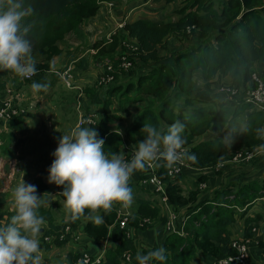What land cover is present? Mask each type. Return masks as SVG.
<instances>
[{
  "label": "trees",
  "instance_id": "trees-1",
  "mask_svg": "<svg viewBox=\"0 0 264 264\" xmlns=\"http://www.w3.org/2000/svg\"><path fill=\"white\" fill-rule=\"evenodd\" d=\"M99 1L28 0L34 10V14L29 17V20L34 22L31 34L33 55L46 59L57 55L56 46L63 35L74 30L83 20L94 17L99 10ZM187 1H190L192 7L201 8L198 12L182 11L176 22L145 19L125 22L122 28L117 29L114 37L107 41L98 40L91 45L97 50V54L91 57L96 61L107 58L114 67V81L105 88L91 91V96L95 98L94 104H100L99 97L104 94L107 102L116 99L119 104L122 99L128 98L130 103L122 108L119 105V111L137 106L134 108L136 113L132 123L122 137L115 132L120 127L116 126L113 131L108 126L109 122L118 121V117H110L107 114L106 104L103 106L101 117L95 122L96 125L88 126L94 128L98 138L104 140L106 154H118L123 140L135 150V144L144 139V134L141 133L144 123L166 129L177 119L185 125L184 147L189 149V154L194 153L198 160L197 163L186 160V164L197 171L215 168L218 164L230 161L239 150L253 151L256 146L264 147V111H252V105L246 103L242 95L228 99L216 91L220 76L227 78L228 84L241 90L254 87L251 82L253 73H257L264 81V0H222L218 12L211 10L215 0ZM176 32L177 35L173 38L179 41L194 35L198 40L173 55L170 64H163L158 55V48H161L171 33ZM123 44L136 47L130 74L136 66H148L150 63L158 65L120 84L118 77L123 74L119 70V58L125 50ZM121 49L123 51L117 55ZM84 61L79 63V67ZM41 67L43 66L38 65L37 69ZM195 71L201 73L202 86H197L194 82ZM148 98L151 101L145 103ZM233 99H240V103L234 102ZM177 100H181V105L190 107L191 111L186 114L177 112ZM245 113L248 115L244 126L238 130L236 118ZM221 131L238 132V140L230 149L217 147L221 144L218 138L203 140L192 146V142L205 133ZM45 175L48 177V172ZM156 176L166 184L164 192L169 207L176 212L184 209L185 214L182 233H171L164 240L163 247L166 249L167 259L163 262L153 260L150 264H207L235 255L234 250L230 248L233 238L230 227L258 200L264 198V176L238 185L228 184L222 189L213 190L210 196L203 198H198L196 191L200 183L208 181L207 176L203 174L197 177L196 188L187 194H183L175 180L166 175L164 166L157 167ZM32 185L36 186L38 195L46 193L47 185L42 184L40 179L34 180ZM55 188L58 192L63 191V186ZM4 197L3 194L0 195V222L14 214V210L10 211L6 207ZM60 198L64 200V197ZM147 204L143 200L140 202L138 215L156 216L155 211L145 207ZM38 213L45 218L49 226L44 229L43 235L58 234L65 226L77 230L82 223L83 232L93 246L101 247L109 240L114 247L106 251L99 264H121L122 256L126 253L131 254L134 263H138L137 253L146 255L150 251L137 252L134 238L127 236L131 229H139L140 220L136 215L129 216L127 228L122 230L116 224V214L112 210L105 213L100 209L92 213L85 209V214L80 218L72 220L69 214L68 219L62 220L58 225L49 212L38 209ZM88 215H100L104 223L95 225L85 218ZM251 222L248 219L244 221L243 240H251L253 237L254 226L250 225ZM80 256L82 255L67 254L65 263L71 264ZM94 260L93 257L89 258L91 263Z\"/></svg>",
  "mask_w": 264,
  "mask_h": 264
},
{
  "label": "crops",
  "instance_id": "crops-1",
  "mask_svg": "<svg viewBox=\"0 0 264 264\" xmlns=\"http://www.w3.org/2000/svg\"><path fill=\"white\" fill-rule=\"evenodd\" d=\"M143 1L145 3L143 2L141 6H132L128 9L125 7L126 0H100L99 10L94 17L83 20L74 30L63 35L56 46L58 50L57 55L49 59L34 55L37 60V66L41 65L43 67L38 69L36 77L31 81H23L11 71H1L0 104L4 101L11 100V103L15 105L19 113L9 120L0 119V195L3 194L5 196L6 207L10 211L14 210L11 192L22 178L28 184H32L34 180L40 179L42 184L48 185V177L42 173L46 170L43 171L44 165L40 164L43 162L41 158V150L44 141L43 136L50 139L46 145L50 147L53 146L55 151L61 135L70 134L78 125L81 117H89L96 122L97 117H100L102 113L101 104H94L95 98L93 99L91 96V91L95 92L98 90L96 81L98 76L103 73V68H101L99 61H96L93 57L88 55L87 50L91 45L98 40L107 41L114 37L118 32L116 23L123 20V18L126 23L138 19L174 22L173 19L168 20L166 18L168 15L166 13V8L161 6L163 0ZM149 3H153L154 6L147 7L146 5ZM120 13L123 15L122 18L118 17ZM81 61L84 62L82 66L79 67ZM57 63L59 67H56ZM64 71H68L70 74L68 79L70 88L65 85L60 77V74ZM193 78L197 86H202L203 82L200 71H195ZM224 79L225 83H229L227 78ZM33 81L47 83V91H32L30 86ZM101 90L103 91L105 89ZM54 94H58L59 98H57L56 95L53 96ZM52 97H54V99H52ZM101 97H103V94ZM147 101L151 100L148 98L145 103H147ZM59 103L61 106L68 104L70 110L72 109V123L70 122L67 127H64L65 129L58 127L56 122V117L58 115L54 106ZM96 107L97 109H95ZM131 109H133L134 112L129 118L130 123L126 124H129V127L136 113L134 108ZM99 110H101V113H99ZM261 110L264 111V107L261 108ZM87 113L93 116H83ZM247 115L248 113H245L242 116L246 117ZM31 120H34V122ZM119 125L120 123L117 124V126ZM124 128H119V130L115 132H117V134L118 132H122V135L119 134L120 137H122L126 130ZM29 141L34 142L33 149H29L30 145L27 143ZM128 147L131 152L128 160L130 161L134 149L131 145H128ZM186 150L188 152L189 149L187 148ZM252 152L254 156L259 153L258 151ZM52 158V160H54V157ZM52 160L50 163L53 162ZM27 164L31 166L30 169L27 167ZM163 165L166 166L165 162ZM263 167L264 163L262 169ZM213 169L215 168H211L209 171H213ZM203 171L199 172L196 169L185 166L182 173L172 179H177L175 183L179 185L183 191L185 188L179 183L182 181V178L188 177L195 180L201 174L208 176V174H204ZM151 175L152 172L148 168L144 171H134L129 180L130 188L133 190V203L127 207L119 203L113 204L115 208L126 209L130 216L136 215L140 220L139 229H131V231H128L129 238H134L137 252L142 250L151 251L163 247L165 238L170 234L166 228L168 222L167 218L170 212H173L178 217V220L176 219L173 221L174 229L176 226L179 228L181 225L180 221L185 214L184 209L176 212L172 208L163 207L160 195L155 191L154 186L140 183L141 180L147 179L151 177ZM242 175L250 178V180H254L263 177L264 170H261V167H255L251 170L243 171ZM192 183L195 184V182ZM206 184L209 185V187L213 185L209 180ZM42 199H44L43 196ZM142 200L148 203L145 207L155 211L156 216L138 215V209ZM68 217L69 215L64 220L66 221ZM246 219L251 220L252 222L250 225L254 226L253 237L249 240L248 244L250 259L247 264H264V198L258 200L242 217L240 216L238 220L231 225L230 228L233 233L232 240H243L244 221ZM143 220H148L149 222L143 224ZM55 224L58 225L56 221ZM48 228L49 226L45 222L44 225H42L40 234L37 236L38 241L40 240L42 245H47L46 248L54 251L57 250L58 246H52L47 243H45V245L42 243L44 229ZM75 231L78 233L79 239L76 242L69 241L64 243L62 248L57 250L58 253L56 252V254H60L61 250H64V253L67 254L73 253L78 255L85 253L89 255V257L95 256V260L92 264H99L106 251L114 247L109 240L105 241L101 247L93 246L83 232L82 223ZM181 232L182 229L180 226V232L178 233L180 234ZM41 244H39L40 249L43 248ZM89 244H91V247L88 249ZM131 263L134 264L133 258H131Z\"/></svg>",
  "mask_w": 264,
  "mask_h": 264
},
{
  "label": "clouds",
  "instance_id": "clouds-1",
  "mask_svg": "<svg viewBox=\"0 0 264 264\" xmlns=\"http://www.w3.org/2000/svg\"><path fill=\"white\" fill-rule=\"evenodd\" d=\"M33 14L28 0H0V71H11L22 79H31L38 72L31 36L34 22L29 20ZM30 87L34 92L47 91L48 84L33 81ZM88 125L92 124L81 121L70 134L61 135L48 169V183L63 186L58 195L64 197L63 206L72 220L83 216L85 209L92 213L103 209L107 213L114 203L130 206L133 190L129 180L134 171H144L161 160L168 168L183 164L185 159L198 162L194 153L189 154L184 149L185 125L179 119L166 129L144 123L141 129L144 139L135 144L130 161L121 154H106L104 140L98 138V133ZM118 134L122 135V132ZM234 143L233 134L228 132L217 147L230 149ZM43 195H38L36 186L26 183L23 178L12 190L14 214L0 222V264H41L36 237L45 223V218L38 213V209L47 203L42 199ZM85 218L95 225L104 223L100 215ZM166 259L164 247L146 255H136L138 264ZM77 264H88V260L81 259Z\"/></svg>",
  "mask_w": 264,
  "mask_h": 264
},
{
  "label": "rangeland",
  "instance_id": "rangeland-1",
  "mask_svg": "<svg viewBox=\"0 0 264 264\" xmlns=\"http://www.w3.org/2000/svg\"><path fill=\"white\" fill-rule=\"evenodd\" d=\"M106 1H108V0H106ZM143 2H144L143 0H126V6L125 7H127L129 9L132 6L133 7L134 6H141L143 4ZM221 3H222V0H215V2L212 3L213 5L211 7V10H216L218 12ZM203 4H205V3H203ZM146 6L147 7H149V6L153 7L154 4L149 3ZM159 6H158V8H159ZM161 6L163 8L164 7L166 8V13L168 14L166 18L168 20L173 19L174 22H176L179 19L182 11H186V12L187 11H197L198 12L199 9L201 8L200 6L192 7V4L190 3V1H187V0H174V1L172 0L171 3H165V1H164V2H162ZM262 6H263L262 8H264V5H262ZM122 16L123 15H121V13L118 15L119 18H122ZM122 21H124V18H123V20L118 21L116 23V26H117V24L122 23ZM225 28H224V30H225ZM176 35H177V32L171 33V36H168L164 40L161 48H158V55H159V58L161 59V63H163V64H166V63L170 64L171 58L173 57V55L177 54L178 52L183 51L188 46L195 44L198 40L197 38H195L196 36L194 35V36L189 37V38H187V37L184 38L183 41H179V40L173 38ZM178 38H181V37H178ZM122 51H123V49L119 50V52H122ZM119 52L117 53V55H119ZM106 60H108V59L106 58ZM157 65L158 64L150 63V64H148V66H143V65L136 66L135 69L132 70V72H133L132 74H130L129 70H124V69L120 68L119 70H120L121 74H123V75L118 77V82L120 84L125 83L132 76L134 77L137 74H140V72L145 73V72H147V70H149L150 68L157 66ZM56 67H59L58 63L56 64ZM133 77L131 79H133ZM219 78H220V80H219L220 82H218L219 84L229 85L228 83H225V79L223 76H220ZM59 84H61V83H59ZM55 95L57 96V98H59L58 94H54L53 96H55ZM130 96H132V95H130ZM52 99H54V97H52ZM100 101H101L100 104H101L102 109H103V106L106 104L105 106H106V109L108 111L107 114H109L110 117H118V121L109 122V124H108L109 128L113 130L116 128L117 124L120 123V125L118 127L122 128V129L125 127L124 129L127 130L129 127V124L128 125H126V124L130 123L129 118L133 114L134 110L128 108V109H125L124 111H121V110L119 111L118 106L120 105L122 108L123 105L129 104L130 102H128V98L122 99V103L119 104L116 99H112V100L107 102L106 98L103 94V97H101ZM233 101L240 103V99H233ZM180 102H181V100H177L175 102L176 111L180 112L181 114L182 113L183 114L189 113L191 111V108L181 105ZM129 106L132 107L131 105H129ZM135 107H137V106H134L132 108H135ZM54 108L56 109V112L58 115L56 117V120H57L56 122H57L58 127H60L61 129H65L64 127H67L70 122L72 123V117H73L72 109L70 110L68 104H64L63 106H61L60 103L57 104L56 106H54ZM95 109H97V107ZM99 111H100L99 113H101V110H99ZM252 111H263V110H261V107L252 106ZM87 115H90V114L87 113V114H84L83 116H87ZM90 116H93V115H90ZM100 117H101V114H100ZM97 118H99V117H97ZM245 118L246 117L242 116V115L236 118V127L238 128V130L243 128ZM31 121L34 122V120H31ZM33 124H35V123H33ZM263 128H264V125H263ZM262 132H263L262 141L264 142V130ZM237 133L238 132L232 133L234 138H235V143L238 140V134ZM225 134L226 133H223L222 131L217 132V133H209V132L205 133L200 138L195 139L192 142V146L198 144L199 142H201L203 140H210V139L218 138L221 141V138ZM34 137H35V135H34ZM43 137H44L43 138L44 141H43L42 150H41V154H42L41 158L43 159V162H41L40 164L44 165L43 171H45V170L46 171L42 172V173L45 175V174H47L48 169L51 165L50 162L53 159L52 153L54 152V148H53V146H51V147L47 146L46 144H48L50 139L45 137V136H43ZM27 143L30 145L29 149H33L34 142L29 141ZM239 151L246 152V151H248V149H242ZM253 151H256V152L258 151L259 153L256 156H253V158L248 162H233L232 163V162H229V160H228L227 162L218 164L215 167L216 170L213 169V171H209V169H205L203 172H204V174L205 173L208 174L207 180L211 181L213 183V185H212V187H209V185H207L206 183H200V184H205V187L198 186L199 189L197 188V190H196L198 192V198L210 196V194H212L213 189H215V190L222 189L231 183L238 185L241 182L250 181V178H247L245 175H242L243 171H245V170H251L255 167H261V170H264V167L262 169V165L264 163V147L256 146ZM130 153L131 152L129 151V147H128L127 142L125 140H123L121 145H120V151L118 154L123 155L125 160H129ZM44 159H45V162H44ZM48 164H50V165H48ZM186 166H187V164H186ZM27 167L29 169L31 168V166L29 164H27ZM183 168H182V170H183ZM182 170L180 171V174L182 173ZM199 172H201V171H199ZM196 179L194 180V179H191L188 177L182 178V181H180L179 183L185 188L183 190V192H184L183 194H187L196 188V183H197ZM174 180H177V179H174ZM192 182H195V184H193ZM55 187H56L55 184H50V183H48V185L45 187L46 193L50 194L51 196H49L47 194L43 195V197H44L43 200L47 201V203L43 204L39 208V210L40 211L45 210V211L49 212L52 215L53 219H55L54 221H56L57 223H61V221L64 220L69 215V213L65 210L63 203H62L63 200L60 198V195H58L59 192ZM161 203H163V202H161ZM163 207L170 208L169 206H166L164 203H163ZM169 216H170V214H169ZM169 216H168V218H169ZM168 218H167V221H168ZM176 219L178 220V217L175 215V220ZM183 220H184V217L180 221L181 229H182ZM180 226H179V228H177V226H176L175 229L173 230V232L169 231L170 234L175 233V232L176 233L180 232ZM36 238L38 239V237H36ZM39 244H41L40 240H39ZM63 245L64 244H60V245L56 244V246H58L57 250L62 248ZM41 246L43 247L42 249H40V253H41V257H42L41 264H63L66 262L65 258H67V253H64V250H61L60 254H56L57 250H54V251L49 250L48 248H46L47 245L44 246L41 244ZM90 247H91V244H89L88 249ZM90 257L92 258V256H90ZM93 258H95V256Z\"/></svg>",
  "mask_w": 264,
  "mask_h": 264
},
{
  "label": "built area",
  "instance_id": "built-area-1",
  "mask_svg": "<svg viewBox=\"0 0 264 264\" xmlns=\"http://www.w3.org/2000/svg\"><path fill=\"white\" fill-rule=\"evenodd\" d=\"M124 24H125L124 21H122V23L120 24H117V29L122 28ZM123 46L125 50L120 54L119 67L124 70H129L133 66V59L135 58L136 47L132 46L131 44H123ZM87 53L89 56H95L97 54V50L90 47L87 50ZM99 64L101 65V68H103V73H101L97 78L96 81L97 88L106 87L114 81L113 64L109 60H105V59L99 61ZM35 76L36 75L31 77V79L28 78H23V79L21 78V79L23 81H30ZM60 77L62 81L65 83V85L68 88H70V85L68 83L70 74L68 73V71H64L63 73H61ZM251 82L254 84V87L248 88L247 90L238 89L230 84L229 85L219 84L216 91L219 94L226 96L228 99L242 95L246 103H249L252 106L262 108L264 107V81L258 76L257 73H253L251 76ZM18 114H19L18 110L17 108H15V105L11 103V100L4 101L0 104V119L9 120L17 116ZM81 121H89L92 124L91 126L96 125L95 121L89 117H81L79 119L78 124H81ZM82 125H87V124H82ZM184 149L186 150L187 148L184 147ZM253 156L254 153L251 150H248L246 152L238 151L231 157L230 162H248L253 158ZM163 164L164 161L162 160L154 162L153 166L148 168L152 172L151 177L141 180L140 183L143 185L150 184L154 186L155 191L160 195V200L166 206H169L167 197L164 192L166 184L156 176L157 167H158L157 165L164 166ZM184 166H186V159L183 164H176L172 168H168V167L166 168V166H164L166 170V175L172 179L180 174V171ZM199 186L205 187V184H200ZM111 210L116 214V219H115L116 224H118L120 229L125 230L128 225V218L130 216L126 211V209H122V208L117 209L114 206H112ZM174 220H175V214L171 212L166 225L167 230L170 232H173L174 230L173 228ZM148 222H149L148 220L142 221L143 224H147ZM252 232H254V229L252 230ZM127 236L129 237L128 232H127ZM78 239H79L78 233L75 230H72L69 226H65L63 230L60 231L58 234L42 236L43 242L50 244L52 246H55L57 242L59 243H67L69 241L76 242ZM248 244H249V240H231L230 248L234 250L235 255L219 261L213 260L207 264H232L233 262H236L238 264H247L250 259V251ZM81 255L82 256L78 257L76 260H73L71 264H77V261L85 258L88 260V264H92L91 261H89L90 258L89 255L85 253ZM129 257L132 258L131 254L129 253L124 254L122 256L121 263L133 264L131 263V259H129ZM134 264H138V263H134Z\"/></svg>",
  "mask_w": 264,
  "mask_h": 264
}]
</instances>
